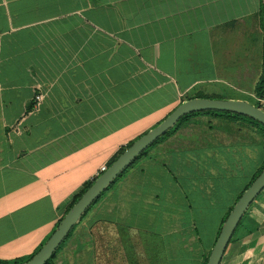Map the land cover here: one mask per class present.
Returning a JSON list of instances; mask_svg holds the SVG:
<instances>
[{"label": "crops", "instance_id": "crops-1", "mask_svg": "<svg viewBox=\"0 0 264 264\" xmlns=\"http://www.w3.org/2000/svg\"><path fill=\"white\" fill-rule=\"evenodd\" d=\"M261 82L264 0H0V262L33 256L100 168L180 104L255 105ZM226 120L192 116L151 147L51 264H206L264 161L261 135L241 147ZM237 230L220 264H264V195Z\"/></svg>", "mask_w": 264, "mask_h": 264}, {"label": "water", "instance_id": "water-1", "mask_svg": "<svg viewBox=\"0 0 264 264\" xmlns=\"http://www.w3.org/2000/svg\"><path fill=\"white\" fill-rule=\"evenodd\" d=\"M217 111L249 118L264 126V112L244 101L190 99L180 104L161 123L137 138L101 173L66 212L48 240L29 260L22 264H46L58 251L81 218L109 186L145 150L164 136L181 118L196 112ZM264 191V168L240 195L226 216L206 264H220L226 249L249 207Z\"/></svg>", "mask_w": 264, "mask_h": 264}, {"label": "trees", "instance_id": "trees-1", "mask_svg": "<svg viewBox=\"0 0 264 264\" xmlns=\"http://www.w3.org/2000/svg\"><path fill=\"white\" fill-rule=\"evenodd\" d=\"M264 93V82H261L257 88V94L258 95H262ZM198 115H212V116H221V117H225L229 120H233V121H246L248 122L250 125L256 127L258 129V133L261 135V137L263 138L264 140V126L260 125L259 123L249 119V118H246V117H242L240 115H234V114H230V113H226V112H217V111H205V112H196V113H193V114H189V115H186L184 116L183 118H181L164 136H162L161 138H159L152 146H150L147 150H145L127 169H125L122 174L120 176L117 177V179L109 186V188L101 195V197L92 205V207L85 213V215L81 218L80 222L88 215L89 211L91 209H93L102 199V197L106 194V192L110 189H112L118 182H120L123 177L126 175V173L129 171L130 168H132L136 162L142 158L145 154H147V152L149 151V149L161 142H163L165 139L169 138L170 136H172L173 134H175L178 129L182 126V124H184L186 121L189 120L190 117L192 116H198ZM133 142H131L126 148H128ZM125 148V149H126ZM125 149H122L120 151V153L115 156L108 164H107V167H109L117 158L118 156L125 150ZM264 168V161L263 163L261 164V166L258 168L257 172L253 175V177L251 178V181L250 183L242 190L241 194L248 188V186L255 180V178L259 175V173L263 170ZM94 180H92L90 183L86 184L84 186V188L81 190V192L79 194H77L70 206L68 207V209L66 210V212L72 207V205L74 203H76V201L81 197V195L88 189V187L92 184ZM240 194V195H241ZM240 195L237 197V200L238 198L240 197ZM236 200V201H237ZM235 204V203H234ZM232 209V208H231ZM230 209V210H231ZM230 212V211H229ZM228 212V213H229ZM228 215V214H227ZM66 241V240H65ZM63 245V244H62ZM61 245V246H62ZM61 248V247H60ZM59 250V249H58ZM58 252V251H57ZM56 252V253H57ZM36 254V253H35ZM32 257V256H31ZM31 257H29L28 259L26 260H15L13 262H9V263H6V262H0V264H22L23 262H26L27 260H29ZM55 255L46 263V264H51L53 259H54Z\"/></svg>", "mask_w": 264, "mask_h": 264}, {"label": "rangeland", "instance_id": "rangeland-1", "mask_svg": "<svg viewBox=\"0 0 264 264\" xmlns=\"http://www.w3.org/2000/svg\"><path fill=\"white\" fill-rule=\"evenodd\" d=\"M255 104V106H256V103H254ZM222 119H224L223 117H221ZM229 119H227L226 121H224V123H226L227 121H228ZM229 122H231L230 120H229ZM239 122H241V129H243L242 130V135L241 136H239L238 138H237V143L241 146H245V144H248V143H250V142H252V138H250L249 136L247 137V135H248V130H250L251 128H252V130H254V131H258V129L256 128V127H254V126H252V125H250L248 122H246V121H239ZM224 123L222 122V125L220 126L221 127V129L222 130H225V131H227L226 130V128H225V126H224ZM244 131L246 132V133H244ZM228 132V131H227ZM258 133V132H257ZM238 136V135H237ZM258 138H259V136H258ZM236 147H237V145H235ZM241 146V147H242ZM232 148H233V146H232ZM227 161L228 162H233V157H231V156H229V157H227ZM228 182H229V187L231 188V189H233V187H234V185H232V186H230V184H233V182L232 181H229V180H227ZM235 185H237V181L234 183ZM229 187H228V189H229ZM264 195V192L258 197V198H261V196H263ZM104 197V196H103ZM102 197V198H103ZM92 210V209H91ZM91 210L89 211V213L91 212ZM88 213V214H89ZM76 228V227H75ZM75 228H74V230L70 233V235H72V234H74V231H75ZM252 230V229H251ZM238 231V230H237ZM70 235L68 236L69 238H70ZM50 237V236H49ZM67 237V239H66V241L69 239ZM48 240V239H47ZM46 240V241H47ZM45 241V242H46ZM44 242V243H45ZM43 243V244H44ZM41 248V247H40ZM39 248V249H40ZM59 251H60V249L58 250V252H57V254L59 253ZM38 252V251H37Z\"/></svg>", "mask_w": 264, "mask_h": 264}, {"label": "built area", "instance_id": "built-area-1", "mask_svg": "<svg viewBox=\"0 0 264 264\" xmlns=\"http://www.w3.org/2000/svg\"><path fill=\"white\" fill-rule=\"evenodd\" d=\"M36 100V103H40L41 100H42V97L41 96H37L35 98ZM256 107H258L261 111L264 112V94H262L261 96H258L256 97ZM107 169L106 166H102L99 170V173L97 174L96 178L101 174L103 173L105 170Z\"/></svg>", "mask_w": 264, "mask_h": 264}]
</instances>
